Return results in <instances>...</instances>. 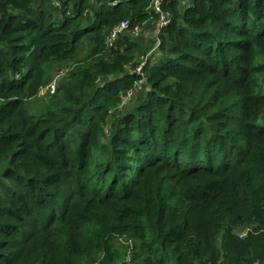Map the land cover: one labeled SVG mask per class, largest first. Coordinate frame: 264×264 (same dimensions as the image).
Listing matches in <instances>:
<instances>
[{
    "label": "trees",
    "instance_id": "1",
    "mask_svg": "<svg viewBox=\"0 0 264 264\" xmlns=\"http://www.w3.org/2000/svg\"><path fill=\"white\" fill-rule=\"evenodd\" d=\"M152 2L0 0V264H264V0Z\"/></svg>",
    "mask_w": 264,
    "mask_h": 264
},
{
    "label": "built area",
    "instance_id": "2",
    "mask_svg": "<svg viewBox=\"0 0 264 264\" xmlns=\"http://www.w3.org/2000/svg\"><path fill=\"white\" fill-rule=\"evenodd\" d=\"M164 0H155V7L157 9V11H160L161 6L163 4ZM161 26H166L168 21L166 20L165 17H163L161 19ZM145 33V30L142 26H133L130 21L126 20V21H122L119 25H117L110 33V35L107 38L106 44L107 46H114L116 44V42L121 39L123 36L125 35H135V36H141L142 34ZM62 76L59 75L56 77L55 81L52 82L47 88L42 89L40 91L41 96H51L55 94L56 91V84L58 79Z\"/></svg>",
    "mask_w": 264,
    "mask_h": 264
},
{
    "label": "rangeland",
    "instance_id": "3",
    "mask_svg": "<svg viewBox=\"0 0 264 264\" xmlns=\"http://www.w3.org/2000/svg\"><path fill=\"white\" fill-rule=\"evenodd\" d=\"M155 29L156 28H154L153 30H145V35L147 36V38H153V37H155ZM144 34H142V35H144ZM132 37H134V38H138V37H140V36H135V35H132ZM111 49H113L112 48V46H109ZM110 52L111 51H107L106 52V54L105 55H111L110 54ZM136 56H137V52H136ZM108 58V57H107ZM144 58V56H141V59H143ZM152 59V58H151ZM104 60H106V59H104ZM146 61H143L142 62V64H144ZM66 71H68L67 69H65V70H63V71H59V73H58V75L59 74H62V78H64L65 76H67V72ZM57 82H59V81H57ZM59 85L60 84H56V88H58L59 87ZM56 92V91H55ZM134 95H132L131 97H127V101L128 102H132L133 100H134ZM46 99H48V98H46ZM50 99V98H49ZM197 99H198V97L195 95V94H192V93H189L188 92V96L186 97V100H189V102H191L192 103V105H196L194 102H196L197 101ZM247 231V228L246 229H244V230H240V232H243V233H245ZM132 260V257H128L127 259H126V262H127V264H136V262H132L131 261Z\"/></svg>",
    "mask_w": 264,
    "mask_h": 264
},
{
    "label": "clouds",
    "instance_id": "4",
    "mask_svg": "<svg viewBox=\"0 0 264 264\" xmlns=\"http://www.w3.org/2000/svg\"><path fill=\"white\" fill-rule=\"evenodd\" d=\"M165 1L166 0H164V2H163V4H162V6H161V9H160V11H157V9H156V7H155V0H153V2H152V4H151V11L152 12H154V13H156L157 15H159L160 16V25H161V19L163 18V17H165L166 18V20L168 21V23L170 22V20H169V17H168V15L167 14H165V12L163 11V7H164V4H165ZM126 21V20H125ZM128 21H130V20H128ZM131 22V21H130ZM167 23V24H168ZM133 26H135V25H132V27ZM162 27V26H161ZM163 27H165V26H163ZM128 35H130V34H128ZM126 36V35H125ZM131 37H132V35H130ZM120 40V39H119ZM118 40V41H119ZM117 41V42H118ZM116 42V43H117ZM105 44H106V41H105ZM106 46H107V44H106ZM158 46H159V44L157 45V47H156V49L158 48ZM113 49H115L116 48V44L112 47ZM107 49H109L110 51L111 50H113V49H111L110 47H108L107 46ZM155 49V50H156ZM150 58H151V53L149 54V55H146V56H144V58L143 59H141V61L143 62V61H146L144 64H141L137 69H136V74L137 75H142V73H143V68H144V66H145V64L148 62V60H150ZM40 97H43V98H50L51 96H53V95H51V96H46V97H44V96H41V95H39ZM242 235H244V234H242Z\"/></svg>",
    "mask_w": 264,
    "mask_h": 264
}]
</instances>
